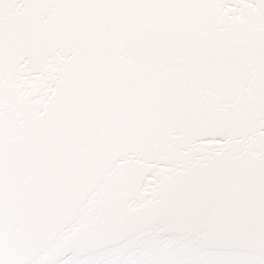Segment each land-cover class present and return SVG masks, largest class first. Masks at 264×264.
Segmentation results:
<instances>
[{"label": "snow or ice", "instance_id": "6c2138e0", "mask_svg": "<svg viewBox=\"0 0 264 264\" xmlns=\"http://www.w3.org/2000/svg\"><path fill=\"white\" fill-rule=\"evenodd\" d=\"M0 264H264V0H0Z\"/></svg>", "mask_w": 264, "mask_h": 264}]
</instances>
